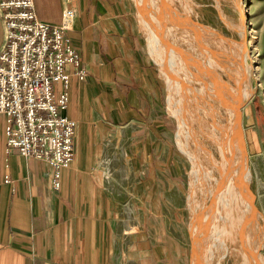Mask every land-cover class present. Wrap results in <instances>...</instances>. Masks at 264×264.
Returning <instances> with one entry per match:
<instances>
[{"label":"crops","instance_id":"0c3cea01","mask_svg":"<svg viewBox=\"0 0 264 264\" xmlns=\"http://www.w3.org/2000/svg\"><path fill=\"white\" fill-rule=\"evenodd\" d=\"M67 1L76 12L67 36L88 70L85 80L71 77L62 113L77 122L74 159L56 189L47 162L7 152L0 114V264H163L145 212L131 223L123 187L111 178L128 170L113 168V159H150L160 149L168 126L162 85L129 0H34L36 14L59 24ZM5 43L0 11V53Z\"/></svg>","mask_w":264,"mask_h":264},{"label":"rangeland","instance_id":"374dc122","mask_svg":"<svg viewBox=\"0 0 264 264\" xmlns=\"http://www.w3.org/2000/svg\"><path fill=\"white\" fill-rule=\"evenodd\" d=\"M129 1L130 19L137 27L148 60L162 85L163 120L168 126L162 133L160 149L151 154L152 159L136 160L131 153L129 157L124 155L122 160L112 161L113 168L122 167L129 170L125 176L119 175L116 171L111 176L115 186L123 187L121 194L126 215L130 217L132 223V219L137 214L142 216L143 211L145 212L146 229L155 231L156 240L164 247L161 251L163 264H167L166 261L171 262L170 264H204L198 254V248L204 247L205 250L209 244L211 236L206 227L216 220L219 209L217 203L219 184L227 177L223 174L226 175V172L228 174L230 168H227L223 174L216 168V163L221 160L218 150L210 138L198 132L197 122L192 121L190 117L191 104L185 98L191 84L188 81L190 77L188 73L194 70L198 73V68L192 69L186 66L184 70V63L180 64L177 58L170 59L168 48H163L161 40H157L158 37L154 36L158 32L163 34L164 29L163 24L160 23L162 14L158 11L167 18L166 26H173L174 11L185 18L183 22L186 26L189 24L186 22L188 19L198 27L211 32L213 36L216 35L217 39L225 41L232 49L228 56L245 55L240 61L245 63L250 96L241 109V131L245 147L250 151L249 168L252 172L250 189L256 196V206L261 213L259 220L263 232V246L257 253L261 263L258 261L256 264H262L264 262V0H165L166 4H163L162 0ZM153 2L157 4L156 7H153ZM174 23L179 22L174 21ZM241 27L245 32L244 38ZM252 33L257 45V61L254 59ZM241 48L244 51L240 50ZM174 49L177 50V47ZM228 56L226 59L231 58ZM184 58L188 57L184 56ZM169 59L173 64L171 71ZM231 70L232 81L225 74H222V77L230 82L233 89L238 72L236 68ZM210 72L214 73L212 70ZM192 129H197L198 140L201 143L198 149V162L193 159L197 149L188 131ZM202 144L206 145L207 149H204ZM144 170H148L150 174L147 172L141 174ZM138 209L139 213H137ZM200 230L203 232L201 233ZM235 246L236 243H225L220 249L221 254L219 253L215 264H244L246 252L243 250V253L239 252L237 256L233 251ZM245 262L252 264L248 263L247 259Z\"/></svg>","mask_w":264,"mask_h":264},{"label":"bare ground","instance_id":"6f19581e","mask_svg":"<svg viewBox=\"0 0 264 264\" xmlns=\"http://www.w3.org/2000/svg\"><path fill=\"white\" fill-rule=\"evenodd\" d=\"M162 1L163 4H166L165 0ZM156 5L153 2V7ZM158 12L162 14L160 23L163 24L164 29L163 34L158 32L154 36L158 37L157 40H161L163 48H168L170 59L177 58L180 64L184 63V70L187 67L192 69L196 67L199 70L198 73L194 70L188 73L189 75L187 74L190 76L188 81L191 84L185 98L191 104L190 117L192 121L197 122L198 132L210 138L218 150L221 160L216 163V168L222 174L227 171V168H230L229 175L227 172L226 175L223 174L227 177L219 184L220 192L217 198L219 209L216 220L212 225L206 227L211 236L209 244L205 250L204 247H199L198 254L204 264H215L222 246L225 243H236V246L233 247L235 254L239 256V252L243 253L244 250L248 263L256 264L260 260H258L260 257L257 253L263 246V232L259 220L261 213L256 206V196L250 189L252 183V172L249 168L250 151L245 147L241 131V109L250 96L245 63L240 61V58H245V55L237 57L236 54H232L233 56L229 55L230 59H226L232 49L227 46L225 41L217 39L216 35L213 36L211 32H207L203 27H198L188 19L186 22L189 24L186 26L183 22L185 18L174 11L173 26H166L167 18L162 12ZM174 21L179 23H174ZM242 27L240 30H242L241 34L244 38L245 32ZM252 40L254 59L256 60L257 45L253 33ZM173 47H177V50ZM210 50L215 54L213 55ZM240 50L244 51L243 48ZM184 56L188 58L185 59ZM217 57L220 59L219 61ZM169 63L171 71L173 64L171 61ZM232 68H236L238 72L235 76L233 89L230 82L222 77V74H225L232 81ZM209 69L214 73H211ZM188 131L197 149L193 159L198 162V149L201 145L197 136L198 132L197 129ZM202 146L207 149L206 145L202 144ZM245 259L244 264H246Z\"/></svg>","mask_w":264,"mask_h":264},{"label":"built area","instance_id":"2783aa9c","mask_svg":"<svg viewBox=\"0 0 264 264\" xmlns=\"http://www.w3.org/2000/svg\"><path fill=\"white\" fill-rule=\"evenodd\" d=\"M68 2L61 22L49 24L38 18L34 0H0L6 31L0 53V114L6 117L7 152L47 162L56 189L74 159L77 122L62 114L69 103L70 79L88 76L67 36L76 20ZM54 84L61 85L57 93Z\"/></svg>","mask_w":264,"mask_h":264}]
</instances>
